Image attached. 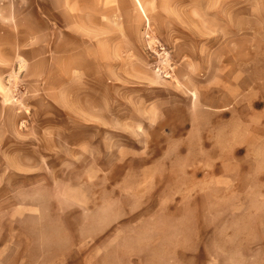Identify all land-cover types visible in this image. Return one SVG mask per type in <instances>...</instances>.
<instances>
[{
	"label": "rangeland",
	"instance_id": "obj_1",
	"mask_svg": "<svg viewBox=\"0 0 264 264\" xmlns=\"http://www.w3.org/2000/svg\"><path fill=\"white\" fill-rule=\"evenodd\" d=\"M99 1L88 20L144 49L121 83H96L120 128L32 120L60 133L52 147L88 141L102 168L0 157V264H264V0Z\"/></svg>",
	"mask_w": 264,
	"mask_h": 264
},
{
	"label": "crops",
	"instance_id": "obj_2",
	"mask_svg": "<svg viewBox=\"0 0 264 264\" xmlns=\"http://www.w3.org/2000/svg\"><path fill=\"white\" fill-rule=\"evenodd\" d=\"M99 2L0 0V138L5 141L0 157L6 167L15 158L17 170L26 173L33 163L32 172L37 174L61 156L73 167L79 160L67 154L75 152L82 162H96L94 167L102 168L98 159H88V141L52 147L47 139L60 133L28 127L36 118L49 119L51 112L45 111L49 109L84 127L94 125L96 132L100 127L120 128L116 113L106 112L96 83L105 77L108 84L121 83L120 74H130L144 63V49L141 39L122 33L116 20H88L86 10ZM128 77V82L134 78ZM128 130L132 137L146 139L132 156H148L147 136Z\"/></svg>",
	"mask_w": 264,
	"mask_h": 264
},
{
	"label": "bare ground",
	"instance_id": "obj_3",
	"mask_svg": "<svg viewBox=\"0 0 264 264\" xmlns=\"http://www.w3.org/2000/svg\"><path fill=\"white\" fill-rule=\"evenodd\" d=\"M134 1H135L136 5L138 6V8L140 9V11H141L143 14H145V9H144V6H143L141 0H134Z\"/></svg>",
	"mask_w": 264,
	"mask_h": 264
}]
</instances>
